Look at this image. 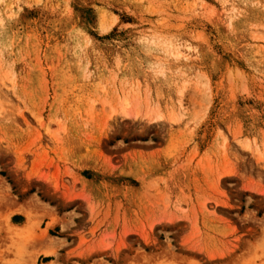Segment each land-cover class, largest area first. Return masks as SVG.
I'll list each match as a JSON object with an SVG mask.
<instances>
[{"label": "rangeland", "instance_id": "374dc122", "mask_svg": "<svg viewBox=\"0 0 264 264\" xmlns=\"http://www.w3.org/2000/svg\"><path fill=\"white\" fill-rule=\"evenodd\" d=\"M0 264H264V0H0Z\"/></svg>", "mask_w": 264, "mask_h": 264}, {"label": "bare ground", "instance_id": "6f19581e", "mask_svg": "<svg viewBox=\"0 0 264 264\" xmlns=\"http://www.w3.org/2000/svg\"><path fill=\"white\" fill-rule=\"evenodd\" d=\"M181 104V103H180Z\"/></svg>", "mask_w": 264, "mask_h": 264}]
</instances>
